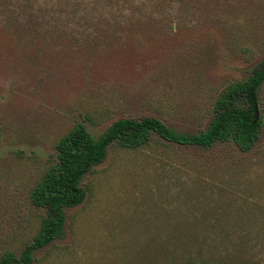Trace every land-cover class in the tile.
<instances>
[{
    "label": "rangeland",
    "instance_id": "rangeland-1",
    "mask_svg": "<svg viewBox=\"0 0 264 264\" xmlns=\"http://www.w3.org/2000/svg\"><path fill=\"white\" fill-rule=\"evenodd\" d=\"M150 8L159 32L140 35L134 48L17 46L0 26V257L20 256L39 232L46 213L30 195L76 125L97 138L119 119L155 117L199 134L221 91L264 61V0H154ZM259 103L264 119V84ZM82 187L64 238L36 251L33 264H144L152 233L169 225L165 213L215 209L220 187L236 190V205L264 200V125L246 155L231 144L195 149L157 137L136 151L111 147Z\"/></svg>",
    "mask_w": 264,
    "mask_h": 264
},
{
    "label": "trees",
    "instance_id": "trees-1",
    "mask_svg": "<svg viewBox=\"0 0 264 264\" xmlns=\"http://www.w3.org/2000/svg\"><path fill=\"white\" fill-rule=\"evenodd\" d=\"M153 1L0 0V26L17 46L27 41L58 49H120L128 41L134 48L140 35L159 32L153 27ZM28 44L24 46L31 48ZM263 84L264 61L248 78L221 91L207 130L199 134L178 133L155 117L119 119L97 138L83 124L76 125L58 141L55 163L30 195L31 204L46 213L39 232L20 256L4 254L0 264H33L36 251L64 238L66 211L86 198L83 178L105 160L111 147L136 151L157 137L195 149L231 144L240 155L249 154L262 137ZM214 193L215 209L163 215L169 225L152 233L154 241L142 250L150 253L144 264H264V200L249 196L236 205V190L220 187Z\"/></svg>",
    "mask_w": 264,
    "mask_h": 264
}]
</instances>
